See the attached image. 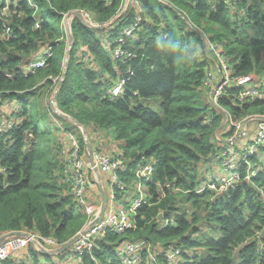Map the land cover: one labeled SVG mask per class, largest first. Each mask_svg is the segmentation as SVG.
<instances>
[{
	"label": "trees",
	"instance_id": "1",
	"mask_svg": "<svg viewBox=\"0 0 264 264\" xmlns=\"http://www.w3.org/2000/svg\"><path fill=\"white\" fill-rule=\"evenodd\" d=\"M123 1L13 0L0 15V105L19 101L24 117L11 138L0 140V165L9 169L8 185L0 187V237L28 231L64 244L82 229L78 201L65 182L61 127L78 133L85 151L86 142L81 127L54 113L45 99L64 69L69 38L65 16L85 10L105 23ZM135 1L144 12L129 42L138 54L131 60L115 58L104 38H118L135 22V2L122 21L105 28L88 26L79 17L71 20L74 44L56 104L84 126L92 143L96 133L105 134L104 149L111 151V134L116 137L126 166L118 173L129 184L125 193L115 188L117 199L126 193L128 197L133 183L141 181L148 186L151 202L138 208L136 229L116 233L105 227L83 264H121L117 252L129 242L149 245L142 252V264H264V146L262 157H250L259 169L255 177L219 195L210 189L198 192L205 166L211 158L215 161L221 147L216 132L224 122L223 113L205 98L210 91L206 79L214 66L208 41L223 47L232 77L263 75L264 0ZM6 4L0 0L2 7ZM182 10L198 28L188 24ZM6 27L12 31L10 39L3 37ZM50 46L54 51L46 66L24 75L27 63ZM122 78L128 79L123 94L112 98L111 89ZM242 89L231 87L221 98L222 106L239 119L264 114V97L241 102L237 97ZM148 99H159L161 111L146 105ZM38 104L51 122L45 127L35 114ZM139 162H156L151 179H140ZM240 171L246 176V163ZM157 182L172 187L160 191ZM187 202L191 211L183 207ZM169 217L174 225L163 227ZM177 249L181 252L169 262L167 254ZM71 250L75 264H80L73 247L56 256L66 259ZM23 252L27 264H53L54 255L33 245Z\"/></svg>",
	"mask_w": 264,
	"mask_h": 264
},
{
	"label": "built area",
	"instance_id": "2",
	"mask_svg": "<svg viewBox=\"0 0 264 264\" xmlns=\"http://www.w3.org/2000/svg\"><path fill=\"white\" fill-rule=\"evenodd\" d=\"M5 1L7 3L5 7L0 5V15H5L9 3L13 2V0ZM134 2L137 10L135 22L127 25L118 38L114 40H110L108 37L104 38L105 46L111 49L114 57L117 59L131 60L138 56L136 51L130 48L129 42L130 39L135 36L136 31L140 28V24L143 21L144 10L140 2L135 0H124L116 15L105 23L94 20L90 12L80 10L84 14L85 19L92 24L99 25L101 23L103 27H108L116 21H122L125 15L132 10ZM180 12L182 17L186 18L190 26L198 28L185 10ZM74 17L77 16L69 17V13L65 16L64 28L67 34L68 28L71 27V20ZM3 37L5 39H10L12 37L10 27H6ZM208 42L209 47L207 46L206 50L209 57L214 62V66L208 72L205 85L210 89L208 92L210 103L223 113L224 122L216 134V139L219 144H221V147L216 153L215 161L211 160L210 163L205 166V170L211 162H224L218 175L212 177L210 174H206L204 176L202 185L198 188V192L210 189L214 191L216 195H219L237 187L244 179L249 180L257 175L259 169L250 161V157H254L255 155H260V157H262L261 148L264 146V114H252L240 119L236 118L229 110L222 106L221 98L229 93L231 87L235 86L243 88L237 97L238 100L241 102L255 101L264 97V89L259 85L261 81L259 76L255 73L232 77L231 66L224 56L223 47L211 41ZM53 51V46L41 51L36 59L30 61L24 67V75L35 73L39 69L45 67L48 59L53 55ZM129 71H131V69ZM127 80V78L120 79L111 89L112 98H117L123 94ZM51 102L53 105H56L57 102H54V96ZM6 103L0 105V140L3 138H11L13 131L18 128L24 120L22 115L23 105L21 102L16 101L15 104H8L12 102L6 101ZM56 107L58 111L56 109L54 111L60 115L59 112L62 111L57 105ZM253 123H255L256 130L255 135L251 136L250 128ZM61 128L60 150L66 161L65 182L70 193L78 201V204L84 205L88 213V222L79 231L81 233L80 237L73 245L74 252L76 251L78 253L80 264H83L85 254L90 253L93 255L92 250L95 245L94 238L100 235L105 227H112L116 233H123L128 229H136L135 219L138 208L143 205H151V202L148 194L140 191L135 193V198L127 207L119 210L112 204H107L105 212L102 213L100 197V203L93 202L88 204L85 193L87 189L95 188L88 186L90 183L89 179L92 175L98 179L97 173L90 165L87 148L85 151L77 134L70 129ZM220 131H222L224 137L219 138ZM98 141V147L94 149V159L100 169L103 184V173L106 172L109 174V186L113 189L111 198L114 200L117 199L114 192L115 188H118L124 193L127 192L129 188V184L121 179L118 173L119 170L126 169L125 160L121 152L114 154L104 149L106 137L100 132H98ZM87 163L90 166L87 167ZM155 163L156 162H149L148 164H143V162H139L137 174L140 179H151V172ZM244 163L247 164L246 176H243L240 171ZM8 173L9 169L6 166L0 165V187L8 185ZM143 183L144 182L137 181L134 182L132 186L140 189ZM97 185L99 187V184ZM156 185L160 191H165L166 188L172 187L169 183L162 185L157 182ZM174 222V219L169 217L164 219L162 226L166 227L169 224L174 225ZM25 232H27L28 235L12 236L0 245L1 262L13 259L14 261L12 264H27L29 259L24 256L25 252L23 251L27 250L31 245L38 251H41L43 248L56 249L62 245L52 237L41 236L28 231ZM146 246V242H129L123 244L121 249L117 252L119 261L121 264H142V252L146 249ZM147 247L149 248V245ZM180 252L181 249H177L175 252L172 250L167 254L166 259L171 262ZM93 260L97 261V258L93 256Z\"/></svg>",
	"mask_w": 264,
	"mask_h": 264
},
{
	"label": "rangeland",
	"instance_id": "3",
	"mask_svg": "<svg viewBox=\"0 0 264 264\" xmlns=\"http://www.w3.org/2000/svg\"><path fill=\"white\" fill-rule=\"evenodd\" d=\"M70 44V43H69ZM69 44H68V46H67V48H66V56H67V51H68V48H69ZM66 56H65V61H66ZM65 61H64V65H65ZM259 78H260V83H259V85L260 86H262L263 88H264V74L263 75H260L259 76ZM45 85V84H44ZM55 90H56V88H55ZM55 90L52 92V93H50L49 95H48V97H46V99H45V102L47 103V105L49 106V107H51V109H53V107H52V98H53V96H54V94H55ZM205 98H206V100H208L209 99V96H208V93L206 92V94H205ZM145 101V104L146 105H148V106H150V107H152L153 109H155L156 111H158V112H160L161 111V101L159 100V99H148V100H144ZM57 102V101H56ZM43 103V102H42ZM7 104V103H6ZM15 104V103H14ZM57 105V104H56ZM53 111H54V109H53ZM54 113H56L55 111H54ZM35 114H36V116H37V118H38V121L40 122V124L43 126V127H45L46 125H48L49 123H51L50 122V120L47 118L48 116L45 114V113H43V111L41 110V107H40V104H38L37 105V108L35 109ZM57 114V113H56ZM59 115V114H58ZM47 116V117H46ZM55 130V129H54ZM82 131V133H83V130H81ZM218 133V131L216 132V134ZM76 134H78V133H76ZM81 134V133H80ZM84 134V133H83ZM255 135V134H254ZM77 136H79L80 137V135H77ZM84 136V135H83ZM87 136H88V134H87ZM111 136H112V138H113V140L115 141L114 143H113V148H112V150H111V152H114V151H117V152H120V148H118V142H116L117 140H116V137L114 136V135H112L111 134ZM251 136H253V134H251ZM89 137V136H88ZM221 137H224V135H223V133H222V131H220L219 132V138H221ZM106 141H107V137H106ZM85 142H86V140H85ZM106 144H107V142H106ZM218 145H221V144H218ZM118 149V150H117ZM60 153H61V150H60ZM61 156H62V158H64L63 157V155H62V153H61ZM211 160H212V158H211ZM210 160V161H211ZM223 162L224 161H222V162H219V163H217V162H211V164H209V166L207 167V169H206V174L208 175V174H210L212 177H215L216 175H218V173H219V170H221L222 169V166H223ZM88 166H90L88 163H87V167ZM103 178H104V185H105V188H106V190L108 191V204L109 205H113V206H115L118 210L119 209H121V208H125V207H127L128 206V204L129 203H131V200H133V197H131L130 198V200L128 199V197H126L127 196V193L123 196V197H125V198H123V199H112L111 198V194H112V192H113V189H111V187L109 186V179H110V177H109V174L108 173H106V172H104L103 173ZM89 184H88V186H91V187H95V188H92V189H87V191H86V193H85V198H86V200H87V203L88 204H91V203H93V202H97L98 201V197L94 194V190H97L98 191V179L95 177V176H91L90 177V179H89ZM134 188V187H133ZM133 190V192L134 193H137V192H140V191H142L143 193H146V194H149V191H148V186L146 185V183H143L142 185H141V187H140V189L137 187V188H134V189H132ZM140 190V191H139ZM98 203H100V202H98ZM184 208H187L189 211H191V203H186L184 206H183ZM76 211H77V213L79 214V218H80V227H84L85 226V224L88 222V213H87V210H86V207L84 206V205H78L77 206V208H76ZM71 253H73V250H71L68 254H69V258H71V257H73V254H71ZM69 258H67V259H64L63 257H61V256H54V258H52L53 259V264H72L71 262H68V259ZM152 258H154V261H157V259H156V257L152 254ZM170 262V261H169Z\"/></svg>",
	"mask_w": 264,
	"mask_h": 264
},
{
	"label": "water",
	"instance_id": "4",
	"mask_svg": "<svg viewBox=\"0 0 264 264\" xmlns=\"http://www.w3.org/2000/svg\"><path fill=\"white\" fill-rule=\"evenodd\" d=\"M72 16H77L79 17L86 25L91 26L93 28H102L103 24H99V25H94L92 24L90 21L86 20L84 17V14L80 11V10H74L72 12L69 13V17ZM68 36H69V48L67 51V56H66V61H65V65H64V69L62 72V77L60 78V81L57 84L56 87V91L54 94V102L56 103V101H58V96L60 93L61 88L64 85L65 79L67 77L68 74V68H69V60H70V56H71V51L73 48V44H74V35L72 33L71 27L68 28ZM53 109L57 110L56 105H52ZM61 116H63L66 119L72 120L73 122H75L79 127H81V129L83 130V135L85 137L86 140V148H87V153H88V158H89V162L90 165L93 167L94 171L97 173V177L99 179V190L101 192V204H102V213L105 212L106 208H107V204H108V191L106 190V188L104 187V184L102 182V176L100 173V169L98 168L95 159H94V148L92 145V142L90 140V138L87 136L88 132L87 130L84 128V126L74 117H72L69 114H66L64 112H59ZM80 232L76 233L71 239H69L67 242H65L64 244H62L60 247L56 248V249H46L43 248L41 250V252L49 254V255H56V254H60L65 252L66 250L70 249L71 247H73V245L75 244V242L79 239L80 237ZM22 235H28L27 232L25 231H11L9 233L3 234L0 237V245L6 241L8 238L12 237V236H22Z\"/></svg>",
	"mask_w": 264,
	"mask_h": 264
},
{
	"label": "crops",
	"instance_id": "5",
	"mask_svg": "<svg viewBox=\"0 0 264 264\" xmlns=\"http://www.w3.org/2000/svg\"><path fill=\"white\" fill-rule=\"evenodd\" d=\"M103 28H105V27H103ZM68 44H69V40H67V46H68ZM67 46H66V48H67ZM46 48H44L43 50H45ZM42 50V51H43ZM44 83V82H43ZM15 102H12V103H8V104H14ZM72 121V120H71ZM255 130H256V126H255V123H253L252 125H251V128H250V133L251 134H255ZM106 134H108V133H106ZM105 135V134H104ZM105 137H106V135H105ZM112 137V136H111ZM94 140H93V143H92V145H93V148L94 149H97V147H98V137H97V133H96V136H94V138H93ZM117 142V141H116ZM105 143H106V141H105ZM105 146H106V144H105ZM118 150V149H117ZM114 154H117V151H116V153H114ZM140 191V190H139ZM94 192V194L98 197V201L97 202H99V197H100V194H99V191H97V190H94L93 191ZM131 197H133V199L135 198V193L133 192L132 194H130V195H128V199L130 200V198ZM131 202H132V200H131ZM71 254H73V257H71V258H69V254H67L66 255V259L67 258H69L68 259V262H71L72 264H75L76 263V257H75V255H74V253H71ZM54 256H56V255H54ZM54 256L52 257V258H54ZM45 261L46 260H43L42 261V263H45Z\"/></svg>",
	"mask_w": 264,
	"mask_h": 264
},
{
	"label": "clouds",
	"instance_id": "6",
	"mask_svg": "<svg viewBox=\"0 0 264 264\" xmlns=\"http://www.w3.org/2000/svg\"><path fill=\"white\" fill-rule=\"evenodd\" d=\"M56 87H57V86H56ZM62 112H63V111H62ZM75 124H76V123H75ZM84 139H85V138H84ZM100 193H101V192H100ZM100 193H99V194H100ZM100 201H101V195H100ZM56 255H58V254H56Z\"/></svg>",
	"mask_w": 264,
	"mask_h": 264
}]
</instances>
